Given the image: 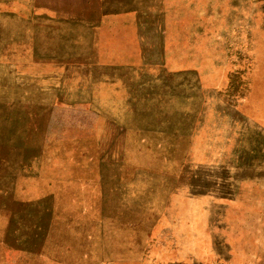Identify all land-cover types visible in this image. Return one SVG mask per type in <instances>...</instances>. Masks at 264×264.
Returning a JSON list of instances; mask_svg holds the SVG:
<instances>
[{
	"label": "rangeland",
	"instance_id": "rangeland-1",
	"mask_svg": "<svg viewBox=\"0 0 264 264\" xmlns=\"http://www.w3.org/2000/svg\"><path fill=\"white\" fill-rule=\"evenodd\" d=\"M0 264H264V0H0Z\"/></svg>",
	"mask_w": 264,
	"mask_h": 264
}]
</instances>
